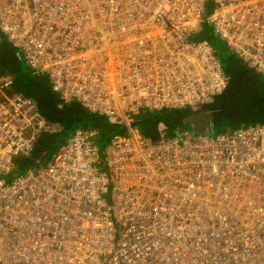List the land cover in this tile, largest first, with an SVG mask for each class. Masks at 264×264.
<instances>
[{"label":"built area","instance_id":"built-area-1","mask_svg":"<svg viewBox=\"0 0 264 264\" xmlns=\"http://www.w3.org/2000/svg\"><path fill=\"white\" fill-rule=\"evenodd\" d=\"M204 23L264 75V0H0L26 64L124 128L100 151L99 130L78 127L7 180L53 126L0 75V264H264V123L156 139L132 124L224 90L215 49L192 38Z\"/></svg>","mask_w":264,"mask_h":264},{"label":"trees","instance_id":"trees-1","mask_svg":"<svg viewBox=\"0 0 264 264\" xmlns=\"http://www.w3.org/2000/svg\"><path fill=\"white\" fill-rule=\"evenodd\" d=\"M207 24L204 23L202 29L192 38L208 39L204 36L207 33L206 28L209 27ZM1 35L3 38L0 37V75L8 74L12 77V84L6 91L19 93L33 100L41 115L53 126L37 135L29 154L16 157L14 172L18 173L45 164L72 133L74 127L96 128L101 138L104 137L101 129L105 122L109 127H115L117 131L124 130L121 125L110 122L103 115L90 112L77 101L61 99L59 93L52 88L46 73L37 72L32 68L27 71L21 63L18 64L19 51L6 40L2 33ZM225 74L228 82L224 90L215 95L211 102L205 103L198 109L161 108L139 112L141 116L137 120L134 118L132 124L144 135L156 139L160 134V127H163L164 132H170L171 126L177 122V117L199 111L209 115V125L211 124V128L218 132L223 131L218 128L233 127L234 129L243 124L264 123V78L238 56L230 59ZM174 111L177 113L175 117L172 116ZM206 126L208 127V124L205 125L207 132Z\"/></svg>","mask_w":264,"mask_h":264},{"label":"rangeland","instance_id":"rangeland-1","mask_svg":"<svg viewBox=\"0 0 264 264\" xmlns=\"http://www.w3.org/2000/svg\"><path fill=\"white\" fill-rule=\"evenodd\" d=\"M206 29H207V33L204 36L208 37L210 44L215 49L216 54L221 59V65L225 71L227 69V65H228L230 59H232V58L235 59V58H237V56H236V54H234L233 52L230 51L225 40H223L219 35H213V29H212L211 25H209V27ZM0 37L3 38L1 33H0ZM17 55L19 58L17 60L18 64L21 63L22 67H24L25 70L29 71L30 67L26 64L22 52L19 51V53ZM260 76L264 78V75L261 73H260ZM176 115H177V113L175 111L172 112L173 117H175ZM140 116H141V114H135L134 115L135 120H137L138 117H140ZM100 117H102V116H100ZM207 118H208V120H207ZM176 120H177V122L171 126L170 132H167V133L175 134L176 131L181 132V131H184L185 129H188L191 133V136L194 137V136H197L199 134L206 132L205 131V125L206 124H208V127L206 126V128L208 129L207 130L208 135H214L215 133L218 132V130H213L211 128V124L209 125V123H210L209 115L206 113H200V111L197 113H190V114H184V115L182 114L180 117H177ZM207 121H208V123H206ZM102 125L103 126H102L101 130L103 132L104 137L101 138V140L99 142L100 151H102V149L107 145L109 138L112 136V134L117 131V129L115 127H113V126L109 127L106 122L103 123ZM76 128H78V127H76ZM76 128L74 127L72 130L74 131ZM218 129L223 130V131L224 130L231 131L233 129V127L218 128ZM14 169L15 168H13L9 173H7L5 175V178L7 180H10L14 176L26 171L25 170V171H21V172L16 173V172H14ZM106 197H107V199H109V194H106Z\"/></svg>","mask_w":264,"mask_h":264},{"label":"bare ground","instance_id":"bare-ground-1","mask_svg":"<svg viewBox=\"0 0 264 264\" xmlns=\"http://www.w3.org/2000/svg\"><path fill=\"white\" fill-rule=\"evenodd\" d=\"M158 110V109H157Z\"/></svg>","mask_w":264,"mask_h":264}]
</instances>
